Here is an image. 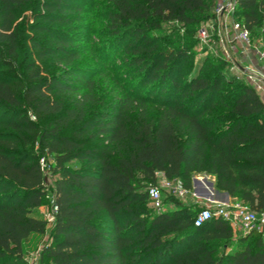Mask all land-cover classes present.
<instances>
[{
  "label": "trees",
  "instance_id": "trees-1",
  "mask_svg": "<svg viewBox=\"0 0 264 264\" xmlns=\"http://www.w3.org/2000/svg\"><path fill=\"white\" fill-rule=\"evenodd\" d=\"M74 1L0 0V264H31L49 176L37 264H264L256 231L233 234L220 216L194 225L198 202L164 188L174 207L148 205L162 172L189 191L193 174L212 175L231 200L264 207V101L219 54L194 62L187 40L216 0H106L101 47L122 71L104 77L81 63ZM231 15L264 38V0H236ZM47 58L63 67L46 72Z\"/></svg>",
  "mask_w": 264,
  "mask_h": 264
},
{
  "label": "rangeland",
  "instance_id": "rangeland-1",
  "mask_svg": "<svg viewBox=\"0 0 264 264\" xmlns=\"http://www.w3.org/2000/svg\"><path fill=\"white\" fill-rule=\"evenodd\" d=\"M73 5L79 4L81 8V15H82V25L80 28V31L78 33V44H79V50L82 53V60L81 63L86 65L90 68L91 71H95L96 74H100L101 77H104L106 74L111 75L114 72H110L108 69L112 67V69H116L117 73H120L119 71H122V67L117 68L116 65L121 63V53L120 52H113L109 56L104 58V54L101 47L102 39L106 37L104 33V25H105V17L103 12L105 9L108 8V2L106 0H77L72 3ZM215 17L208 19L204 22H202L199 27L196 29V31H193L192 33L187 35V40L191 41V52H192V60L195 62L197 59L205 56L210 55L214 56L216 54H219L224 58L227 65L224 67V71L228 74L234 75L237 78H242L246 81H251L250 77H246L245 74L248 72L240 68V66L245 64L244 59L242 58V53L239 51V46L234 44L232 46V43H228V41L224 42V46L220 45L217 39V31L219 29V23L224 16L217 15V13L213 10ZM235 19L231 14H229L228 19ZM207 23V34L208 37L205 40H201L197 35V30L204 26ZM171 23H162L160 26V30L164 34L171 33V30L169 29ZM225 31H227V27H223ZM223 30V31H224ZM182 30L179 31V35H182ZM225 32L223 37L225 38ZM189 36V37H188ZM184 35L181 36L180 40H178L180 43L184 39ZM232 46V47H231ZM245 58V57H244ZM247 58V57H246ZM249 63V60L246 59ZM44 64L47 66L46 72H56L60 68H62V64L54 63L52 60L47 58L44 61ZM189 62H186V67L190 66L187 65ZM251 65V63H249ZM249 64H246L247 66ZM249 68V67H247ZM258 74H260V68L257 71ZM79 164L78 160H72L71 165H77ZM194 175H204V174H193ZM191 176V179H192ZM201 177V176H198ZM198 177L196 178L197 182L194 184L196 187L198 195L195 196V199H197L198 203L195 206V210H198L200 207L207 205L211 209L213 208L212 205L207 201L205 198V194L209 189L207 188L210 186L209 178H202L203 180H199ZM51 176H49V179L47 181V197L45 200L37 207L36 213L40 216L44 217L50 212V204H51ZM201 181L205 182L207 184V187L201 188L199 184H201ZM192 186V182H191ZM162 197H164L167 192L163 189H161ZM192 196L189 197H178V200H181L182 202H190ZM149 206L150 203H148ZM153 211L157 210V208H153L151 206ZM174 205L170 201H164L162 202L161 209H171ZM230 224L233 228V234H239L241 233V228L237 226V223L233 220H230ZM49 226H47V231L41 236H32L24 246L25 251V257L28 260H33L32 264H37V253L41 249V247L44 244H47L49 239ZM47 264V263H45Z\"/></svg>",
  "mask_w": 264,
  "mask_h": 264
},
{
  "label": "built area",
  "instance_id": "built-area-1",
  "mask_svg": "<svg viewBox=\"0 0 264 264\" xmlns=\"http://www.w3.org/2000/svg\"><path fill=\"white\" fill-rule=\"evenodd\" d=\"M236 0H216L214 5V11L217 15L224 16L220 23L222 27H227V31L224 32L220 29L216 30L217 39L220 45L224 46V42L232 43V46L236 44L239 46V51L249 59V53L255 55L259 60L260 78L264 80V38L251 39L249 31L242 25V23L235 19H228L229 14L234 9ZM207 23L201 26L197 30V35L201 40H205L208 37ZM231 46V47H232ZM248 77L252 78L249 74ZM40 168L45 170L47 168L46 161L43 157L39 158ZM158 176L157 184L150 185L147 188V195L151 206L157 209H161L162 205V192L161 188L166 189L171 194L177 197H185L188 189L184 187L182 181L179 178L169 179L163 176L162 172H156ZM212 209L207 205L200 207L193 215L192 222L194 225H199L206 219L212 216H220L227 220H233L237 223V226L241 228V233H247L251 230L256 231L264 246V207L259 211L249 209L244 203L236 200L226 199L224 201L215 202L212 205ZM55 204L51 198L50 212L44 216L46 219V226H50L55 211ZM32 264L33 260H29Z\"/></svg>",
  "mask_w": 264,
  "mask_h": 264
},
{
  "label": "crops",
  "instance_id": "crops-1",
  "mask_svg": "<svg viewBox=\"0 0 264 264\" xmlns=\"http://www.w3.org/2000/svg\"><path fill=\"white\" fill-rule=\"evenodd\" d=\"M219 29L220 31L224 32L225 30L223 29L221 23H219ZM224 30V31H223ZM242 58L245 61V64L240 66V68H242L243 70L246 69V71L244 72H248L246 75V77H248L249 74L252 75L251 81H248L249 83H251L254 88L256 89V91L258 92L260 98L264 101V80H262L260 78V74L257 73V71L259 70V60L257 59V57L251 53H249V59L248 58H244V55L242 54ZM249 60V63H251V65L247 62V60ZM246 64H249L248 66ZM249 67V68H247ZM196 178L198 176H201V178H209L210 181L209 184L210 186L207 187V184L203 181H201L200 187L201 188H205L207 187L209 189V191H207V193L205 194V198L207 199V201L211 204L214 205L215 202H220V201H224L226 199H230L228 194L226 192L220 191V190H216L213 187L212 184V180H213V176L212 175H194ZM193 177V176H192ZM203 180V179H202ZM225 193V194H224ZM199 193L197 192L196 188L195 190H193V185L191 186V190L187 192V195L185 197H189L192 196L190 199L191 201H197V199H195V196L198 195ZM198 202V201H197Z\"/></svg>",
  "mask_w": 264,
  "mask_h": 264
},
{
  "label": "water",
  "instance_id": "water-1",
  "mask_svg": "<svg viewBox=\"0 0 264 264\" xmlns=\"http://www.w3.org/2000/svg\"><path fill=\"white\" fill-rule=\"evenodd\" d=\"M191 182H192V185H193V190H195V188H196V187H195V185H194V184L197 182V180H196V177H195V176H193V177H192V179H191ZM223 192H224V191H223ZM224 194H225V193H224Z\"/></svg>",
  "mask_w": 264,
  "mask_h": 264
}]
</instances>
